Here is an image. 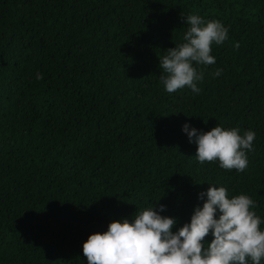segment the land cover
I'll list each match as a JSON object with an SVG mask.
<instances>
[{"label": "trees", "instance_id": "16d2710c", "mask_svg": "<svg viewBox=\"0 0 264 264\" xmlns=\"http://www.w3.org/2000/svg\"><path fill=\"white\" fill-rule=\"evenodd\" d=\"M183 12L228 29L196 94L159 78ZM185 123L255 131L247 168L199 163ZM208 183L264 220V0H0V264H87L90 234L156 204L178 228Z\"/></svg>", "mask_w": 264, "mask_h": 264}, {"label": "clouds", "instance_id": "9594fccd", "mask_svg": "<svg viewBox=\"0 0 264 264\" xmlns=\"http://www.w3.org/2000/svg\"><path fill=\"white\" fill-rule=\"evenodd\" d=\"M181 18L186 24L181 42L159 56V78L168 93L187 87L196 94L197 82L204 79L201 66L216 63L212 46L228 39V29L221 21L198 14L183 12ZM222 72L216 68L211 76ZM35 79H42L41 73ZM182 131L197 146L199 163L218 161L220 168L237 173L247 168L246 152L254 150L255 131L241 135L239 129L219 123L208 131L185 123ZM208 185L197 193L202 204L195 205L190 220L178 228L177 217L162 215L167 205L156 204L90 234L82 244L87 264H262L264 220L254 211L255 201L243 193L229 197L224 186ZM209 233L212 239L207 241Z\"/></svg>", "mask_w": 264, "mask_h": 264}]
</instances>
